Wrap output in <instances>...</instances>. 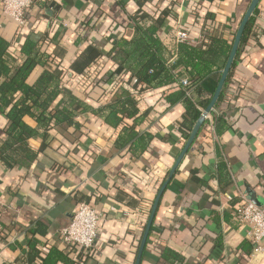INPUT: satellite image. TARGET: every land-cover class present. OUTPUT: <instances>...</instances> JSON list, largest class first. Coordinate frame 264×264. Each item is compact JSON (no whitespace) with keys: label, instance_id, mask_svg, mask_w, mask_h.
Masks as SVG:
<instances>
[{"label":"crops","instance_id":"1","mask_svg":"<svg viewBox=\"0 0 264 264\" xmlns=\"http://www.w3.org/2000/svg\"><path fill=\"white\" fill-rule=\"evenodd\" d=\"M250 2L35 0L23 25L0 7V37L10 43L12 64L23 60L27 38L48 55L27 83L45 69L61 70L62 86L95 107L120 97L122 87L130 89L143 115L135 129L149 134L142 151L135 144L119 148L122 125L81 112L78 127L53 124L29 138L32 160L19 149L8 151L11 165L0 159V264H134L154 198L187 141L178 130L185 109L183 101L167 102L160 88L136 93L141 84L125 70L113 75L123 58L118 44L140 26L167 46L172 64L178 29L196 44L210 37L230 42ZM256 8L222 100L160 197L139 264H264L263 258L251 260L253 245L234 213L242 197L264 203V0ZM175 71L189 79L182 66ZM214 82L209 78L189 92L208 96ZM24 121L36 126L30 117ZM8 125L0 113V150ZM80 201L99 214L90 251L60 235Z\"/></svg>","mask_w":264,"mask_h":264},{"label":"trees","instance_id":"2","mask_svg":"<svg viewBox=\"0 0 264 264\" xmlns=\"http://www.w3.org/2000/svg\"><path fill=\"white\" fill-rule=\"evenodd\" d=\"M256 12L257 8L245 26L216 106L224 96V89L230 73L254 28ZM232 41L227 42L222 38L210 37L205 43L195 46L186 42H176L174 50L177 57L172 64H168L170 52L167 53V46L148 30L136 26L135 35L130 40H121L118 44L122 50L123 58L113 75L125 70L141 84L136 93L160 88L163 97L170 104L183 101L185 111L179 122L178 130L184 139H188L193 125L201 115V110L198 107L204 110L209 104L220 71L229 55ZM9 45V42L0 37V75L4 77V80L0 82V113L6 117L9 123L6 130L8 139L0 150V159L5 165H11L6 157L8 151L18 149L25 154L27 159L32 160L36 153L30 151L26 146L29 138L36 136L38 130H46L53 124L78 127L80 123L75 120V117L81 112H89L98 116L114 128L122 125L115 141L117 147L135 144L140 147L141 151L143 150L144 139L145 137L147 139L149 134L144 136L135 129L143 115L139 114L138 100L136 94H133L134 92L122 87L120 97L95 107L77 97L72 90L62 86L61 70L49 71L45 69L33 84H29L27 78L31 71L37 65H44L45 60L48 61V55L40 51L36 42L27 38L21 48L24 54L23 60L18 65H13L14 61L7 52ZM72 66L77 68L76 63ZM179 66L184 68L189 77L188 86L185 88L179 84V79L182 78L180 72L175 71ZM209 78H213L215 82L208 89V96L193 98L191 94L186 95V90L190 91L191 86L195 85L199 87V90L202 89L200 84ZM16 94L19 95L18 98H15ZM60 94H62L61 98L51 107ZM25 117L32 118L36 126L28 125L24 121ZM124 118H132L133 123H124ZM217 119L220 121L222 118Z\"/></svg>","mask_w":264,"mask_h":264},{"label":"built area","instance_id":"3","mask_svg":"<svg viewBox=\"0 0 264 264\" xmlns=\"http://www.w3.org/2000/svg\"><path fill=\"white\" fill-rule=\"evenodd\" d=\"M35 0H0L2 11L10 16L19 25L25 23V15ZM46 1V0H42ZM183 2L188 0H182ZM175 41L197 45V41L189 38L187 32L178 29L175 33ZM137 82V79H133ZM179 84L184 88L188 86V79H179ZM186 95L190 92L186 90ZM198 107V106H197ZM200 108V107H198ZM201 109V108H200ZM214 111V109L212 110ZM204 110L202 109V113ZM201 113V114H202ZM204 119L211 121V112L204 115ZM4 208L0 198V212ZM237 221L245 227V235L252 243L253 249L250 254L251 260L264 259V203L257 205L242 197L241 202L234 209ZM99 214L86 202L80 201L70 220V223L60 230V235L67 244L81 246L85 250H91L97 237Z\"/></svg>","mask_w":264,"mask_h":264},{"label":"water","instance_id":"4","mask_svg":"<svg viewBox=\"0 0 264 264\" xmlns=\"http://www.w3.org/2000/svg\"><path fill=\"white\" fill-rule=\"evenodd\" d=\"M259 0H251L247 10L245 11L243 17L241 18L240 22H239V25H238V28L234 34V38H233V41H232V45H231V49H230V52H229V55L227 57V60L224 64V67L222 68V70L220 71V76H219V79H218V82H217V85H216V88L212 94V97L209 101V104L207 105V107L204 109V112L200 115V117L196 120L195 124L193 125V128L189 134V137L187 139V141L185 142L183 148H182V151L181 153L179 154L174 166L172 167V169L170 170L169 174H168V177L166 178V180L162 183V185L160 186L155 198H154V201H153V204L151 206V210H150V214H149V217L145 223V226H144V229H143V233H142V236H141V240H140V244H139V247H138V251H137V255H136V258H135V262L134 264H139L140 263V259H141V256H142V252L144 250V246L146 244V241H147V238H148V234L150 232V228L152 226V222H153V219H154V216H155V212L157 210V206H158V202L160 200V197L164 191V189L166 188L167 186V183L169 182V180L172 178L174 172H175V169L177 168L178 166V163L180 162V160L182 159V157L184 156V154L189 150V148H191V145L193 143V141L195 140L203 122H204V115L206 113H209L211 112L214 107H215V104L221 94V91L223 89V86L225 84V81H226V78L228 76V73L230 71V68H231V65L233 63V60H234V57L236 55V52H237V49H238V46H239V43H240V40H241V37H242V34H243V31L245 29V26L250 18V16L253 14L254 10L256 9V6L258 4Z\"/></svg>","mask_w":264,"mask_h":264}]
</instances>
